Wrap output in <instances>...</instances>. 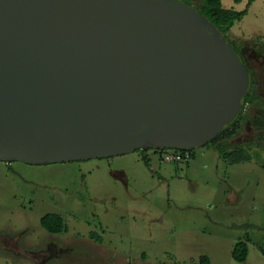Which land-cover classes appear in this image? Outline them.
Masks as SVG:
<instances>
[{
	"label": "water",
	"instance_id": "obj_1",
	"mask_svg": "<svg viewBox=\"0 0 264 264\" xmlns=\"http://www.w3.org/2000/svg\"><path fill=\"white\" fill-rule=\"evenodd\" d=\"M250 76L179 0H0V161L188 151L242 111Z\"/></svg>",
	"mask_w": 264,
	"mask_h": 264
},
{
	"label": "rangeland",
	"instance_id": "obj_2",
	"mask_svg": "<svg viewBox=\"0 0 264 264\" xmlns=\"http://www.w3.org/2000/svg\"><path fill=\"white\" fill-rule=\"evenodd\" d=\"M222 1L247 11L226 37L252 69L257 100L228 150L243 145L250 160L231 163L210 145L188 162L170 160L171 149L0 161V264H264V0ZM47 213L61 214L67 231L47 232ZM240 241L244 262L232 257Z\"/></svg>",
	"mask_w": 264,
	"mask_h": 264
},
{
	"label": "trees",
	"instance_id": "obj_3",
	"mask_svg": "<svg viewBox=\"0 0 264 264\" xmlns=\"http://www.w3.org/2000/svg\"><path fill=\"white\" fill-rule=\"evenodd\" d=\"M186 4L189 2L188 0H179ZM201 4L198 7H194L198 12L203 14L215 27H217L223 36L227 39V41L233 46V48L237 51L239 57L242 62L247 66L246 61L241 56L240 51L232 44L230 40L226 37V33L230 31V29L234 26L236 21L241 20L247 13L244 11H236L234 9L226 8L223 4L222 0H200ZM238 1V0H236ZM255 0H249L248 6H250ZM189 5V4H188ZM191 6V5H190ZM193 7V6H192ZM248 68L249 76H250V85L248 93L243 101V109L241 113L228 125L224 127V129L218 134L216 138L212 141L206 143L204 146L213 145L215 149L222 155L225 159L229 158L231 163L239 164L246 161H249V156L247 155L246 150L243 145L234 146L233 150H228L232 148L230 142L235 137L239 136L244 127V123L247 121L248 114L246 115V105H254L257 100V96L253 94L252 88L254 86V76L252 75V69ZM179 153H184L183 150L171 149ZM191 151V157L194 156V149ZM41 226L45 228L50 233H61L67 230V226L64 222V218L61 214L57 213H49L41 218ZM97 241H100V238L93 234ZM249 254L248 244L244 241L237 242L232 250V257L239 262H244L247 260ZM203 263L210 262L207 256L203 257L201 260Z\"/></svg>",
	"mask_w": 264,
	"mask_h": 264
},
{
	"label": "built area",
	"instance_id": "obj_4",
	"mask_svg": "<svg viewBox=\"0 0 264 264\" xmlns=\"http://www.w3.org/2000/svg\"><path fill=\"white\" fill-rule=\"evenodd\" d=\"M190 158H191V151H185L184 153H179L178 152V154H174V155H172V157L170 158V160H173V161H175V162H188L189 160H190ZM167 159H169V158H167ZM169 161V160H168Z\"/></svg>",
	"mask_w": 264,
	"mask_h": 264
},
{
	"label": "flooded vegetation",
	"instance_id": "obj_5",
	"mask_svg": "<svg viewBox=\"0 0 264 264\" xmlns=\"http://www.w3.org/2000/svg\"><path fill=\"white\" fill-rule=\"evenodd\" d=\"M250 85V84H249ZM139 150H141L142 151V149H139ZM147 150H153V151H160V150H154V149H145V151H147ZM166 150H168V149H166ZM47 214H49V213H47ZM52 214V213H51ZM41 221V220H40ZM65 222V221H64ZM66 224V223H65ZM67 226V225H66ZM68 227V226H67ZM45 229V228H44ZM46 230V229H45ZM47 231V230H46ZM67 230H65L64 232H66ZM48 232V231H47ZM50 233V232H49ZM61 233H63V232H61ZM61 233H57V234H61ZM51 234H54V233H51Z\"/></svg>",
	"mask_w": 264,
	"mask_h": 264
}]
</instances>
